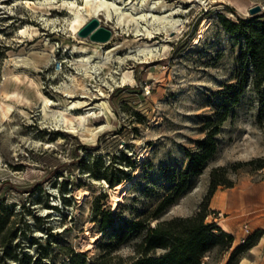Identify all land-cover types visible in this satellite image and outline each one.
Wrapping results in <instances>:
<instances>
[{"label": "rangeland", "instance_id": "obj_1", "mask_svg": "<svg viewBox=\"0 0 264 264\" xmlns=\"http://www.w3.org/2000/svg\"><path fill=\"white\" fill-rule=\"evenodd\" d=\"M72 1L85 5L0 0V214L11 211L12 222L2 233L8 246L0 247V258L8 264H82L84 256L86 264H118L138 257L145 232L124 241L115 234L169 193L187 151L207 136L219 92L251 69L240 62L244 40L224 28L221 14L264 16V0H105L115 5L110 18L104 11L99 19L113 34L98 43L73 28ZM256 6L262 10L253 15ZM172 11L174 25L154 20ZM82 15V26L93 18ZM217 140L203 172L160 220L194 215L215 168L227 169L233 187L264 180L258 162L249 163L264 158V106L252 79ZM107 177L125 189L117 207L118 185ZM209 211L213 223L219 214ZM109 212L114 221L103 231ZM230 254L214 249L204 261L225 264Z\"/></svg>", "mask_w": 264, "mask_h": 264}, {"label": "trees", "instance_id": "obj_2", "mask_svg": "<svg viewBox=\"0 0 264 264\" xmlns=\"http://www.w3.org/2000/svg\"><path fill=\"white\" fill-rule=\"evenodd\" d=\"M224 28L231 34H238L245 42L240 62L245 69L251 67L248 74L239 75L235 83H229L219 92L220 105L215 116L210 117L206 124L207 136L200 141L198 147L187 151L188 161L184 169L172 177L173 186L169 193L153 210L144 213V217L127 222L125 227L115 234L119 241H124L133 232H145L138 244V257L129 262L118 264H208L204 258L218 249L221 254L231 251L225 264H241L247 252L258 244L263 231L258 230L245 243L234 250L235 237L224 231L217 223L207 222L210 214V200L221 185L233 187L234 183L227 176L225 167L215 168L211 172L210 188L198 211L189 217L177 216L168 220H160L162 213L170 207L192 184L193 179L200 175L207 162L218 149L217 136L221 127L228 120L234 106L241 102L247 84L252 79L253 85L264 106V16L255 15L248 19L231 20L221 14ZM258 162L256 168L264 169V158H258L249 163ZM111 187L121 183L120 179L106 178ZM2 185V184H1ZM98 217L104 213L97 210ZM11 211L7 216L0 214V247L8 246V233L2 234L10 222ZM159 220L155 226L151 221ZM114 221L112 213L104 215L102 230L109 229ZM11 228H8V231ZM158 250L163 252L157 254ZM7 255V254H6ZM18 257L16 256L15 259ZM0 264H8L5 258H0ZM82 264H86V258ZM108 264V263H98ZM220 264V263H216Z\"/></svg>", "mask_w": 264, "mask_h": 264}, {"label": "crops", "instance_id": "obj_3", "mask_svg": "<svg viewBox=\"0 0 264 264\" xmlns=\"http://www.w3.org/2000/svg\"><path fill=\"white\" fill-rule=\"evenodd\" d=\"M210 210L219 214L215 222L235 237L236 246L262 230L263 236L241 264H264V180L246 179L235 187L218 189L210 200ZM245 226L248 230L244 229Z\"/></svg>", "mask_w": 264, "mask_h": 264}, {"label": "bare ground", "instance_id": "obj_4", "mask_svg": "<svg viewBox=\"0 0 264 264\" xmlns=\"http://www.w3.org/2000/svg\"><path fill=\"white\" fill-rule=\"evenodd\" d=\"M70 4V9L74 12V14H75V16H74V19H73V22H72V26H73V28L76 30V31H78L79 30V28L82 26V22H83V15H82V11H87V12H89L91 15H92V17L94 18V17H97V18H99L100 17V15L101 14H103L104 13V11H106L105 12V14L107 15V17L108 18H110L111 17V13H110V5H115V3L114 2H112L111 4H109L107 1H105V0H85V5H83V6H78V4H76L75 2H70L69 3ZM173 12L174 11H172L171 13H169V14H167V15H164V16H162V17H159V16H155V15H153V17H154V20L157 18V19H165V20H168L172 25H174V22H176L174 19H173V17H174V15H173ZM85 13V12H84ZM121 13V12H120ZM119 13V14H120ZM127 15V14H126ZM124 16V15H123ZM122 16V17H123ZM134 17V16H133ZM132 17V18H133ZM141 18H143V19H145L146 18V14L144 13V14H142L141 16H140ZM169 17H172L171 18V20L169 19ZM140 19V18H139ZM134 20V19H133ZM136 20V19H135ZM129 21V20H128ZM132 21V20H131ZM138 21V20H137ZM136 21V22H137ZM155 50H157V48H152V49H149V52H153V51H155ZM83 52H84V50H83ZM97 54V53H96ZM101 55V54H100ZM99 55V56H100ZM95 57H98V56H95ZM102 57V56H101ZM103 59H105V58H103ZM110 61V60H109ZM107 65V63L106 62H100L99 63V67L101 68V67H104V66H106ZM86 66V65H85ZM98 68V67H97ZM104 69V68H103ZM85 75V74H84ZM86 76V75H85ZM92 77V76H91ZM87 79V78H86ZM77 80V79H76ZM123 81H124V79H123ZM19 95V94H18ZM44 110L46 111V109H47V98H45L44 97ZM96 107L95 106H93V107H91L90 108V110H93V109H95ZM100 108V107H99ZM98 108V109H99ZM103 109V108H102ZM89 115H92V114H88L87 116H89ZM61 116H62V118H63V121L66 123V124H68V123H70V124H72L73 125V121L74 120H72V119H70L69 117H67L66 115H65V113H62L61 114ZM87 118V117H86ZM86 118L83 120V119H78L77 118V120L80 122V124H83L84 122H85V120H86ZM60 120V119H59ZM62 121V120H61ZM86 127V126H85ZM74 129V128H73ZM88 130V129H87ZM115 187V186H114ZM112 191H114V205H115V207H117V205L122 201V193L125 191V189L123 188V186H121V185H118V186H116L115 187V189H113Z\"/></svg>", "mask_w": 264, "mask_h": 264}, {"label": "water", "instance_id": "obj_5", "mask_svg": "<svg viewBox=\"0 0 264 264\" xmlns=\"http://www.w3.org/2000/svg\"><path fill=\"white\" fill-rule=\"evenodd\" d=\"M262 8L256 6L251 9V14L255 15L260 13ZM112 30L106 26L101 25L100 19L97 17L92 18L84 26H82L78 35L83 38H89L93 42L106 43L112 37Z\"/></svg>", "mask_w": 264, "mask_h": 264}, {"label": "built area", "instance_id": "obj_6", "mask_svg": "<svg viewBox=\"0 0 264 264\" xmlns=\"http://www.w3.org/2000/svg\"><path fill=\"white\" fill-rule=\"evenodd\" d=\"M246 230H248V228L246 227ZM246 240H244V243H245Z\"/></svg>", "mask_w": 264, "mask_h": 264}]
</instances>
